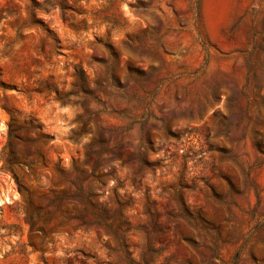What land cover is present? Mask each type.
Here are the masks:
<instances>
[{
  "label": "rangeland",
  "instance_id": "374dc122",
  "mask_svg": "<svg viewBox=\"0 0 264 264\" xmlns=\"http://www.w3.org/2000/svg\"><path fill=\"white\" fill-rule=\"evenodd\" d=\"M0 264H264V0H0Z\"/></svg>",
  "mask_w": 264,
  "mask_h": 264
}]
</instances>
